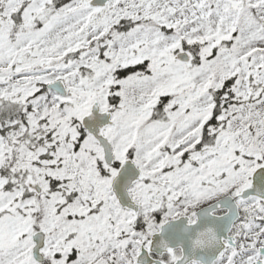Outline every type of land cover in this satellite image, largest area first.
<instances>
[{"label":"snow or ice","instance_id":"1","mask_svg":"<svg viewBox=\"0 0 264 264\" xmlns=\"http://www.w3.org/2000/svg\"><path fill=\"white\" fill-rule=\"evenodd\" d=\"M0 264H264V0H0Z\"/></svg>","mask_w":264,"mask_h":264}]
</instances>
